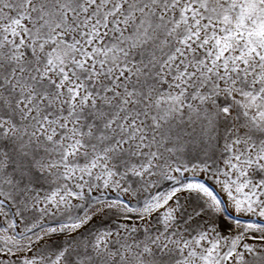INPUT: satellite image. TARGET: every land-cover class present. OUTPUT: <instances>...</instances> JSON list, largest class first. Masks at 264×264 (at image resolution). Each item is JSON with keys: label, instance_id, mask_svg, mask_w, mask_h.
Instances as JSON below:
<instances>
[{"label": "snow or ice", "instance_id": "6c2138e0", "mask_svg": "<svg viewBox=\"0 0 264 264\" xmlns=\"http://www.w3.org/2000/svg\"><path fill=\"white\" fill-rule=\"evenodd\" d=\"M0 264H264V0H0Z\"/></svg>", "mask_w": 264, "mask_h": 264}]
</instances>
